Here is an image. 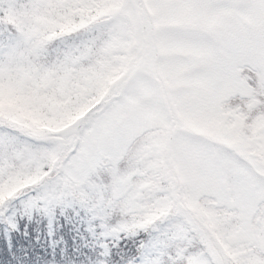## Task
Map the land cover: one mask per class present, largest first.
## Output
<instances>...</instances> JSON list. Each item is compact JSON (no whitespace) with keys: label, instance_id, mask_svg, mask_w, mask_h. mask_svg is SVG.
Masks as SVG:
<instances>
[{"label":"snow or ice","instance_id":"snow-or-ice-1","mask_svg":"<svg viewBox=\"0 0 264 264\" xmlns=\"http://www.w3.org/2000/svg\"><path fill=\"white\" fill-rule=\"evenodd\" d=\"M56 209L80 264H264V0H0V235Z\"/></svg>","mask_w":264,"mask_h":264},{"label":"trees","instance_id":"trees-1","mask_svg":"<svg viewBox=\"0 0 264 264\" xmlns=\"http://www.w3.org/2000/svg\"><path fill=\"white\" fill-rule=\"evenodd\" d=\"M81 225L76 223L71 209L61 213L59 209L51 216L34 214L32 219L24 218L20 225L21 234L6 238L0 235V252L8 250L7 264H80L76 258L78 234ZM14 249V250H13ZM31 254V257L30 255ZM59 254V260L56 259ZM47 257V260H45Z\"/></svg>","mask_w":264,"mask_h":264}]
</instances>
